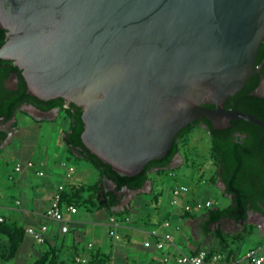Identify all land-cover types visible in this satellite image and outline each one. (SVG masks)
Instances as JSON below:
<instances>
[{"label":"water","instance_id":"obj_1","mask_svg":"<svg viewBox=\"0 0 264 264\" xmlns=\"http://www.w3.org/2000/svg\"><path fill=\"white\" fill-rule=\"evenodd\" d=\"M0 28V60L21 70L29 94L81 108L83 144L121 176L164 158L182 129L204 118L216 130L233 121L264 129L225 108L256 74L251 94L264 99V59L256 67L264 0H0Z\"/></svg>","mask_w":264,"mask_h":264},{"label":"trees","instance_id":"obj_2","mask_svg":"<svg viewBox=\"0 0 264 264\" xmlns=\"http://www.w3.org/2000/svg\"><path fill=\"white\" fill-rule=\"evenodd\" d=\"M6 31L0 28V48L6 43ZM264 59V41L262 42L256 59V67ZM264 74V66L262 68ZM11 75H17V84L13 89L6 87V82ZM260 83V74L252 76L244 88L235 96L230 97L225 103L228 110H240L251 114L264 121V99L253 96L251 93ZM24 105H32L43 112H50L60 108L68 115L71 121L70 129L64 138V144L69 155L76 160H85L96 168L101 180L93 185L71 186L70 191L63 193V201L77 209L85 208L88 211L111 210L117 207L121 198L118 193L127 188L130 191L141 190L146 182L150 180V173L153 170L158 172L173 171L170 169L178 153L184 159V165H194L191 162L188 152L182 153L184 146L187 147L186 137L193 127L204 123L207 125V132L211 137L209 150L210 158L217 168L216 177L225 185L224 195L233 196L231 204L225 208H213L203 211L207 217L204 227V234L212 233V226H217L222 221H232L243 225L249 218L251 212L264 216V129L247 121H233L228 129L216 130L209 120H198L182 129L175 139L172 149L160 159L149 162L145 169L136 176L127 177L118 174L112 166L102 162L96 155L92 154L83 144L81 136L84 131L82 120V109L75 104H69L62 98L44 101L29 94L26 81L21 70L12 61L0 60V122L7 124L18 115L25 114L21 108ZM213 107V106H209ZM16 125V124H14ZM244 136H247L244 138ZM8 137V132L0 128V143L3 144ZM184 141V143H181ZM82 156L79 157L76 152ZM102 181L110 182L113 190H108ZM158 205V198L154 200ZM132 208V207H131ZM131 208L121 212H114L117 218L126 221L132 215ZM158 206L155 212H158ZM186 216H192L185 213ZM151 216V215H150ZM151 218V217H150ZM142 222H146L141 218ZM254 227L245 224L243 228L234 234H225L221 229L213 232L214 238L219 243L221 252L228 254V258L238 255L245 239L252 233ZM25 226L0 223V236L8 239L10 244L8 258H14L25 240ZM48 242L46 241L45 244ZM214 253V251H210ZM51 253L45 255L35 264H55L51 260ZM89 264H105V260L99 252L88 257Z\"/></svg>","mask_w":264,"mask_h":264},{"label":"crops","instance_id":"obj_3","mask_svg":"<svg viewBox=\"0 0 264 264\" xmlns=\"http://www.w3.org/2000/svg\"><path fill=\"white\" fill-rule=\"evenodd\" d=\"M23 112L25 114L22 116L18 115V118L16 117V120L13 123V127H15L13 128L15 134L10 144H8L9 146H11L13 143H17L15 145L16 147L21 145L22 137L19 139V136L23 134V128H29V126L32 124L41 126V124L44 122H51L53 125H56L60 118H62L63 121V129L61 131L62 136L58 141V145L54 154H49L46 157V161L39 159H26L18 161V163L21 164H25L27 162H34L35 164H38L39 162H43L45 175L43 177H39L36 173V169H24V171L20 174H14L12 170L7 174L9 180L14 182L11 189L12 191L8 192L0 190V216L3 217L7 223L13 225H22L27 229L28 227L39 226L47 221L44 217V214L50 205V201L53 198L55 190L59 185H65L67 191H70L71 186L83 184H76V181H74L77 173V167L73 163L72 159H76L69 155L64 144V138L70 129V125L68 129H66L67 119L69 120V118L65 112L61 109H57L49 112L48 114L36 117L25 111ZM19 116L21 118H19ZM20 122H22L23 126L25 127L22 128V125L19 126ZM62 151H66L65 157H58V155H62ZM62 162H66L68 166H73L75 168V172L70 178H67L68 170L67 168L62 167ZM0 164L6 163L1 160ZM182 165H184V162H182V160H178L177 167ZM152 172H154V170ZM98 175L99 177L97 178V181H95L93 184H96L99 182V180H101L100 173H98ZM10 176H13V179H10ZM36 179H39L40 181H37ZM100 185H104L108 190L114 189V186L107 181H102ZM122 191L124 192V190ZM143 192L146 194L148 193L150 196H144L142 194ZM154 192L155 184L150 178L149 190L145 189L142 192L135 194L124 192L122 200L117 207L112 208L110 211H95L99 213L98 216L100 219L95 224H91L89 227H87V224L82 219L76 218V214L73 215L71 225H74L77 228L71 230L70 225V231L68 234L71 232L73 233L71 240H67L68 234H60L57 231V226L53 227L54 232H52V234L49 236L47 240L48 243L44 244V246L36 244L33 238L25 234V240L19 248L17 255L12 259L0 256V264L9 262H12L11 264H28L29 262H22V259L31 260L32 257L35 259L32 264H35L48 253L52 254L51 260H53L55 264H75V257L81 256L88 259L89 255L95 252L100 253L101 257H103L106 261L105 264H112L113 261H116L118 264H159V262H161L165 256L170 258L171 264H176L174 259L179 253L190 255L202 249L214 251V253L221 252L219 243L213 239L214 237H211L213 232L216 230L221 229L227 235L234 234L237 231L236 230L233 233L224 231V224L232 222L225 220L217 226H212V234L206 236L204 234V227L207 218L204 221V226L202 227L201 231L197 229L201 222L200 220H202L203 212L191 214L192 216H186L181 208L175 207L174 205L173 206L175 209L173 211L168 210L166 212L162 208L156 213L153 209H151V207L145 209V206L143 207L142 205H146L147 207L149 204H145L144 201H150L151 197L154 195ZM199 197L200 195L198 189L190 188V194L187 200L191 202L202 201L199 199ZM129 208H131L132 212V215L127 217L129 218V222L123 221L122 219L117 218L116 215H113L114 212L117 213L125 211ZM158 208H160L159 203ZM145 211L147 212L146 215H148V219L150 220L146 218L147 216L144 217ZM163 214L164 217L162 218ZM200 214L202 216H200ZM250 217L254 221H249ZM110 218H115L120 221L121 224H123L122 227L117 230V234L120 236L119 240H116L110 235ZM141 218H144L145 221H148L144 223L142 222ZM173 218L182 220L183 225L176 222L174 227L172 224ZM167 221L170 222L171 226L169 228H164L162 224ZM245 224H249L254 227L252 233H250V235L247 237H253V245L250 247H245L244 243L247 239L246 238L235 259L244 256L246 252L257 247L258 245L264 244V218H262L260 214H257L256 216H252V214H250ZM79 227L84 228H81L80 230L78 229ZM147 232H155L158 236H163L166 233L171 234L172 241L171 243H167L165 250L158 251L154 247L157 238L150 237L153 246L147 249L143 245L145 234ZM3 238L8 241L7 238ZM89 244H93V248H89ZM40 247L47 248L42 250ZM222 253L228 256L227 253ZM230 259H233V257H230ZM130 260L132 263H130Z\"/></svg>","mask_w":264,"mask_h":264},{"label":"rangeland","instance_id":"obj_4","mask_svg":"<svg viewBox=\"0 0 264 264\" xmlns=\"http://www.w3.org/2000/svg\"><path fill=\"white\" fill-rule=\"evenodd\" d=\"M19 118L21 117L19 116ZM69 125H71V121L70 119L69 120L67 119L66 129H68ZM19 126H21L22 128L25 127L23 126L22 122H20ZM62 129H63L62 118H60L57 121L56 125H53L51 122H44L43 124H41V126L32 124L29 126V128L22 129L23 134L19 136L20 137L19 139H21L22 137L20 146L16 147L15 145L17 143H13L11 146H9L8 144L1 145L0 162L2 160L6 164H0V190H4L8 192L12 191L11 189L14 182L9 180L7 174L8 172L10 173L13 170L15 164L18 163L19 160L39 159L42 161H46L47 160L46 157L49 154H54L56 147L58 145V141L62 136V132H61ZM181 143H184V141H182ZM185 143H187V147L184 146L182 153L188 152V156L190 155L191 162L194 165H190V166L182 165L180 167H177V161L180 160V158H178V160L175 163V168L173 171L158 172L157 170H154V172H151L153 174L150 173V178L155 184V192L153 197H151L150 201H144L145 204H149L147 205V207L146 205H142L143 207L145 206L144 207L145 209L151 207V209L155 211L154 206H158V205L154 200L158 198V203L160 204L159 210L162 208L164 209L165 212L168 210L173 211L175 207L172 205V196L170 194V191L175 186H181V185L188 186L191 189L197 188L200 195L199 199H201L202 201L210 200L214 204H216L217 208H225L229 204H231L232 202L231 198L227 195H224L221 189L222 187L221 183L216 177L217 168L214 166V162L210 158L209 150L211 146V137L208 134L207 130L198 126L193 127L191 131L187 134ZM65 153L66 151H62V155H58V157H65L66 155ZM72 161L77 167V173L74 180L76 181V184L92 185L93 183H95V181H97V178L99 177L98 175L99 172L90 163L82 159L81 160L72 159ZM172 172L175 174V176L171 175ZM36 180L40 181L39 179ZM145 189L149 190V186H147ZM142 194L146 197L150 196L148 193L146 194L143 192ZM146 213L147 212L145 211L144 217L147 216L146 218L148 219L149 217L148 215H146ZM98 214L99 213L95 211L92 212V211H87L85 208H80L78 209V213L75 215V217L82 219L87 224V227H89L91 226V224H95L100 219ZM251 214L252 216L257 215L255 213H251ZM200 216L202 215L200 214ZM163 217L164 214L162 218ZM206 218L207 217L205 213H203L202 220H200L201 222L197 227L198 230L201 231L202 227L204 226V221L206 220ZM249 221H254V220L251 219L250 217ZM176 222L183 225L182 220H177L176 218H173L172 224L174 225V227L176 225ZM244 225L245 223L243 225H238L234 222H228V224H224V231L233 233L234 231L237 230L236 232H239ZM76 228H77L76 226L71 225V230H74ZM81 228L84 227H79L78 229L81 230ZM72 234L73 233L71 232L70 234L67 235V240L72 239L73 237ZM211 237L212 238L214 237L213 234ZM252 245H253V237L247 238L244 243V246L250 247ZM9 246L10 244L8 243V241H6L3 237L0 236L1 257H5V258L8 257ZM46 248L47 247H40V249L42 250H45ZM22 260H23L22 262L26 261L29 262L28 264H32V262H34L35 259L32 257L31 260H24V259ZM11 263L12 262L5 264H11ZM130 263H132L131 260ZM112 264H118V263L116 261H113Z\"/></svg>","mask_w":264,"mask_h":264},{"label":"built area","instance_id":"obj_5","mask_svg":"<svg viewBox=\"0 0 264 264\" xmlns=\"http://www.w3.org/2000/svg\"><path fill=\"white\" fill-rule=\"evenodd\" d=\"M61 165L67 168V178H70L75 172V168L73 166H68L66 162H62ZM24 169H36V173L39 177L45 175L43 162H39L38 164L34 162H27L25 164L17 163L13 168V172L14 174H20ZM171 175L175 176L173 172ZM10 179H13V176H10ZM66 191L67 188L65 185H59L55 190L49 207L45 211L44 217L47 221L39 226L28 227L26 229L25 234L33 238L36 244L44 245L52 232H54V226H57V231L62 235L69 233L72 216L78 213V209L63 201V193ZM189 194L190 188L188 186H175L171 189L172 205L181 208L184 213L188 214H195L216 207V204L210 200L196 202L188 201L187 198ZM3 222L4 218L0 216V223ZM126 222H129V219H127ZM122 225L123 224L115 218H110L109 220V226L111 227L110 235L116 240L120 239L117 230L122 227ZM162 226L164 228H169L171 224L167 221L164 222ZM150 237L157 238L154 247L158 251L165 250L167 243H171L172 241L171 234L166 233L163 236H158L155 232H147L143 243L144 247L147 249L153 246ZM89 248H93V244H89ZM174 260L176 264H264V244L258 245L246 252L244 256L236 259H229L228 256L222 252L211 253L210 251L202 249L190 255L179 253ZM75 264H89V260L85 257L77 256L75 257ZM159 264H171V260L165 256Z\"/></svg>","mask_w":264,"mask_h":264},{"label":"flooded vegetation","instance_id":"obj_6","mask_svg":"<svg viewBox=\"0 0 264 264\" xmlns=\"http://www.w3.org/2000/svg\"><path fill=\"white\" fill-rule=\"evenodd\" d=\"M16 76V77H15ZM16 84H17V75H11L10 76V78H9V80L6 82V87L7 88H10V89H13L15 86H16ZM69 106H67V104L65 105V108H68ZM56 109H60V108H56ZM56 109H54V110H56ZM54 110H52V111H54ZM52 111H50V112H52ZM203 119H201L200 121H202ZM207 125H205L204 123H202V125H200V126H198V127H201V128H204L205 130H207V127H206ZM0 128L1 129H3V130H6L7 132H9L10 130L8 129V128H6V124H4V123H2V122H0ZM13 128H15V127H13ZM12 128V129H13ZM247 136H244V138H246ZM251 213H254V212H251ZM250 213V214H251ZM250 214H249V216H250ZM256 214H258V213H256Z\"/></svg>","mask_w":264,"mask_h":264}]
</instances>
